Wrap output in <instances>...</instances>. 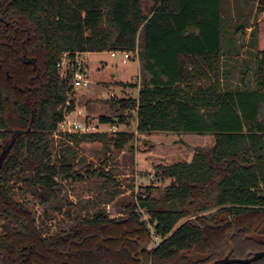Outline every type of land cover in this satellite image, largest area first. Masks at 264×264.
<instances>
[{"label":"trees","instance_id":"obj_1","mask_svg":"<svg viewBox=\"0 0 264 264\" xmlns=\"http://www.w3.org/2000/svg\"><path fill=\"white\" fill-rule=\"evenodd\" d=\"M249 27L250 59L233 86L223 59L240 55L238 35ZM137 48L138 97L114 101L137 112L138 132L211 133L214 145L197 148L190 161L157 165L156 175L171 179L160 202L148 186L124 218L97 212L45 235L18 194H43L49 203L58 198V177L81 178L65 155L53 162L49 141L65 109L76 108L59 72L62 55ZM118 122H127L124 113ZM18 130L0 173V264L252 258L264 251V0H0V152ZM115 146L133 148L135 135L120 133ZM211 209L213 216L199 215ZM152 225L161 241L149 249ZM230 264H264V256Z\"/></svg>","mask_w":264,"mask_h":264},{"label":"rangeland","instance_id":"obj_2","mask_svg":"<svg viewBox=\"0 0 264 264\" xmlns=\"http://www.w3.org/2000/svg\"><path fill=\"white\" fill-rule=\"evenodd\" d=\"M252 20L254 23L256 19ZM249 35L250 29L243 36L238 35V44L242 45L239 56L223 59L221 72L233 86L239 84L242 65L246 64V59H250L246 51ZM87 66L91 85L84 89L71 88L69 98L75 100V109L83 113V118L98 122L101 115H109L115 121L103 123L101 134L106 136L102 139L74 136L72 140L70 137L55 138L50 135L53 162L60 164V158L65 155L81 178L58 177L61 185L58 198L49 203L42 202L40 196L43 194L19 192L18 198L33 212L38 227L45 235L68 230L97 212L111 218H124L128 205L138 203V197L145 196L148 186L152 187L153 196L160 202L171 179L157 176V165L190 161L197 148L210 147L215 142L211 133L138 132L137 112L123 111L114 101L121 97H138L144 78L138 54L123 63L121 55L113 57L109 50L89 52ZM133 83L137 87L132 86ZM122 113L126 115V123L118 122ZM78 115L82 117V114ZM120 133L134 134L135 146L116 148L115 139ZM75 139L79 142H75ZM2 144L3 140L0 139ZM23 183L18 181L17 188L24 187ZM165 205L168 206L167 203ZM140 212L147 220L144 209ZM215 212L216 209H211L199 215L211 217ZM151 230L154 235L149 249L161 241L155 235L153 225ZM141 258L140 264H144Z\"/></svg>","mask_w":264,"mask_h":264},{"label":"built area","instance_id":"obj_3","mask_svg":"<svg viewBox=\"0 0 264 264\" xmlns=\"http://www.w3.org/2000/svg\"><path fill=\"white\" fill-rule=\"evenodd\" d=\"M87 53L89 52H64L58 64L61 77L67 79L73 89H84L91 85L87 66ZM110 53L113 57L121 55L122 62L127 63L134 54H138V48L134 51L110 50ZM79 113L82 114V117H79ZM102 125L103 123L83 118L81 111H77L76 109L67 111L65 109L63 120L51 135L55 138H63L67 137V135L81 137L84 135L101 134Z\"/></svg>","mask_w":264,"mask_h":264},{"label":"water","instance_id":"obj_4","mask_svg":"<svg viewBox=\"0 0 264 264\" xmlns=\"http://www.w3.org/2000/svg\"><path fill=\"white\" fill-rule=\"evenodd\" d=\"M21 133L22 131L20 130L16 131L11 141L3 145L2 150L0 152V173H1L2 167L4 165V162L7 156L9 155L13 146L15 145V142L17 140V135H20ZM146 247H148V244L146 245ZM262 256H264V251L255 254L252 258H234V257H231L230 254H228L225 258L216 260L213 264L248 263V262L257 260L261 258Z\"/></svg>","mask_w":264,"mask_h":264},{"label":"flooded vegetation","instance_id":"obj_5","mask_svg":"<svg viewBox=\"0 0 264 264\" xmlns=\"http://www.w3.org/2000/svg\"><path fill=\"white\" fill-rule=\"evenodd\" d=\"M24 56L26 57V59H27L28 61L34 63L35 68L37 67L35 58L33 59L32 57H28V56L26 55V53H25ZM259 240L264 242V238H260V237H259ZM252 253H253V255H254V254H257L258 251H255V252H252ZM223 258H225V256H224V257H221V258H218V259L210 260V262H208L207 264H213L216 260L223 259Z\"/></svg>","mask_w":264,"mask_h":264},{"label":"crops","instance_id":"obj_6","mask_svg":"<svg viewBox=\"0 0 264 264\" xmlns=\"http://www.w3.org/2000/svg\"><path fill=\"white\" fill-rule=\"evenodd\" d=\"M247 29H248V30L250 29V32H251V29H252V28H251V27H249V28H247ZM249 37H250V35H249ZM248 40H249V39H248Z\"/></svg>","mask_w":264,"mask_h":264}]
</instances>
